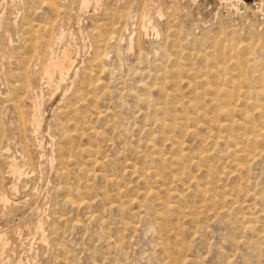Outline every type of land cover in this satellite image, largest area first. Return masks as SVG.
<instances>
[{"label":"rangeland","instance_id":"obj_1","mask_svg":"<svg viewBox=\"0 0 264 264\" xmlns=\"http://www.w3.org/2000/svg\"><path fill=\"white\" fill-rule=\"evenodd\" d=\"M263 133L264 0H0V264H264Z\"/></svg>","mask_w":264,"mask_h":264},{"label":"bare ground","instance_id":"obj_2","mask_svg":"<svg viewBox=\"0 0 264 264\" xmlns=\"http://www.w3.org/2000/svg\"><path fill=\"white\" fill-rule=\"evenodd\" d=\"M88 1L89 0H82V4L83 6H86L88 5ZM147 15V14H146ZM126 16V15H125ZM59 36H56L55 37V43L57 44L56 40L58 39L59 41V38H61L62 36V33H59L58 34ZM115 36V35H114ZM51 37V36H50ZM105 39V38H104ZM47 42V40H46ZM48 42H49V39H48ZM48 44V43H47ZM49 46V45H48ZM130 46V45H129ZM131 47V46H130ZM48 48V47H47ZM31 51V50H30ZM47 51V50H46ZM52 52V51H51ZM46 53V52H45ZM49 62H47V64L45 65V69H44V74L46 76H48V80H47V83H50L51 82V78H52V75L57 72L58 75H60V79L62 80L64 74L67 72L68 70V67H70L72 65V61L70 59V56H69V52L67 49H63L62 51H60L58 54H53V52L51 53V56L48 58ZM100 59V58H99ZM98 60V59H97ZM68 74V73H67ZM27 75V74H26ZM25 75V76H26ZM60 84V83H59ZM28 85V84H27ZM59 86V85H58ZM32 87V86H31ZM50 87V86H49ZM29 88V87H28ZM27 88V89H28ZM39 109V108H38ZM224 109H222V113H223ZM226 111V110H225ZM225 113V112H224ZM34 115V114H33ZM262 132V131H261ZM262 134V133H261ZM260 134V135H261ZM264 134V133H263ZM263 136V135H262ZM264 138V136H263ZM12 167V172L15 174L17 173V171L14 169L13 166ZM78 192V191H77ZM74 203V202H73ZM42 240H45V234L42 233Z\"/></svg>","mask_w":264,"mask_h":264}]
</instances>
